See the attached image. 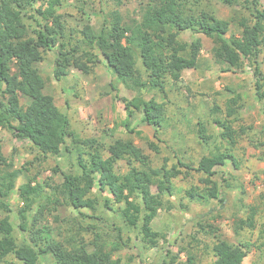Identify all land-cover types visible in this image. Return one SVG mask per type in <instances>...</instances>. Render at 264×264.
Returning <instances> with one entry per match:
<instances>
[{"label":"trees","instance_id":"16d2710c","mask_svg":"<svg viewBox=\"0 0 264 264\" xmlns=\"http://www.w3.org/2000/svg\"><path fill=\"white\" fill-rule=\"evenodd\" d=\"M63 1L0 0V129L6 128L31 142L43 158L63 150L69 158L74 155L75 161L74 171L61 172L59 184L46 181L42 184L36 177L26 175L23 167H14L0 149V259L12 254L19 262L14 264H41L40 256L51 254L52 264H122L116 253L130 246L129 232L135 230L145 248L158 245L161 233L153 229L152 221L163 205V198L153 192L155 184L163 183L170 194L173 178L198 171L204 174L200 178L203 186H191L186 196L197 201L215 196L217 182L212 177L216 167L228 160L237 165L231 153L236 143L235 130L227 119H215L227 146L223 151L218 149L201 156L196 167L181 157L171 163L168 156L154 165L150 155L132 137L117 138L108 145L97 138L81 137L70 128L67 114L42 94L45 82L37 63L42 60L43 51L55 49L57 76L67 75L71 67L88 73L102 61L130 89L163 91L167 77L177 81L182 67H197L201 39L179 38L181 32L191 30L212 40V54L217 62L226 64L225 71L240 68L246 61L255 63V91L259 99H264V76L256 61L264 46V11L256 0H220L230 7L240 6L248 14L238 20L240 34L227 36L229 20L218 17L202 4L208 0H141L139 18L125 22L115 10L99 29L82 28L79 42L70 45L64 40L61 15L56 12ZM112 1L119 6L125 0ZM38 2L45 3V7H36ZM43 20L51 23L44 24ZM21 96L29 98L30 104H22ZM122 101L130 114L141 111L142 120L154 127L147 148L160 154L157 132L165 115L158 110L155 99L122 98ZM235 104L236 98L229 101L227 116L235 113ZM218 109L216 106L215 110ZM197 124V137L208 143L213 135L207 134L202 122ZM124 126L136 136L142 133L132 128L129 121ZM103 149L108 155H103ZM117 160L126 162L125 173L115 172ZM53 171L59 172L60 168L55 166ZM21 174L26 179L16 188L22 201L16 223L11 215L10 195ZM44 185L49 191H44ZM59 199L79 216L67 219L54 214L57 232L53 234L46 222L38 227L37 216L56 210ZM115 203L119 205L114 207ZM48 205H52L51 209ZM107 211L117 214L121 225L112 221ZM16 231L23 235L20 243ZM211 251L214 256L211 264H242L247 255L242 246L219 236ZM175 259L171 255L169 263ZM192 263L193 256L188 254L184 264Z\"/></svg>","mask_w":264,"mask_h":264},{"label":"rangeland","instance_id":"374dc122","mask_svg":"<svg viewBox=\"0 0 264 264\" xmlns=\"http://www.w3.org/2000/svg\"><path fill=\"white\" fill-rule=\"evenodd\" d=\"M256 1L259 9L264 11V0ZM140 3L141 0H125L118 6L112 0H64L56 11L61 15L64 40L75 45L81 38L79 31L82 28L99 29L104 19L115 10L125 22L130 18H139ZM205 3L202 2L218 17L229 20L227 36L240 34L238 20L248 15L243 8L227 6L220 0ZM35 6L44 8L45 3L38 2ZM36 16L41 19V16ZM43 23L50 24L51 21L43 20ZM179 38L184 41L201 39L198 64L196 68L182 67L177 81L167 77L163 91L130 89L102 61L92 66L88 73L71 67L67 75L57 76L54 73L55 49H49L43 51V58L37 63L45 82L42 94L48 102L67 114L70 128L81 137L97 138L105 145L117 138L132 137L134 143L150 155L154 165H158L163 156H168L171 163L181 157L196 167L201 156L215 153L218 149L223 151L227 143L215 119H227L235 130L236 143L231 153L237 165L228 160L216 167L212 177L217 182L215 196L208 201L190 200L186 196V190L191 186H203L200 178L204 174L198 171L173 178L170 194L165 191L163 183L155 184L153 192L160 193L163 198V205L152 221L153 229L161 233L158 245L145 248L134 230L128 233L132 237L130 246L121 248L116 255L121 257L122 264H184L188 254L193 256L192 264H211L214 260L211 246L219 236L247 251L242 264H264V99L256 95L255 63L246 61L240 68L225 71L226 64L217 62L212 54L213 42L210 38L191 30L181 32ZM256 61L263 77L264 46ZM116 94L118 98H115ZM151 97L158 104V110L165 115L157 132L160 154H154L147 148L154 127L142 120L141 111L134 110L130 114L122 101V98L130 101ZM233 98H236L235 113L229 117L226 115L227 105ZM20 99L22 104L31 102L27 97L21 96ZM216 106L218 110H215ZM126 121L135 130L142 131L141 135L129 133L124 126ZM199 122L206 127L207 134L213 135L208 143L197 137ZM0 149L12 160L14 167H23L26 175L36 177L42 184L44 181L59 184L62 181L61 172L75 170L74 155L69 158L62 150L58 155L43 158L31 142L6 128L0 129ZM102 152L108 155L106 150ZM55 166L60 168L59 172L53 171ZM114 170L118 174L125 173L128 170L126 162L117 160ZM25 179L24 174L18 176L15 190L10 195L11 215L16 223L19 222L17 211L22 205L16 188ZM49 189L44 185V191ZM58 201L52 213L37 216L38 227L46 222L52 227L53 234L57 232L54 214L67 219L79 216L62 200ZM118 205L115 203L114 207ZM51 206L48 205V208L51 209ZM107 213L112 221L121 225L117 214ZM14 234L20 243L23 235L20 231ZM85 236L92 238L89 234ZM171 255L176 256L174 263H169ZM53 261L51 254L40 256L41 264H52ZM14 263L19 262L12 254L0 259V264Z\"/></svg>","mask_w":264,"mask_h":264}]
</instances>
